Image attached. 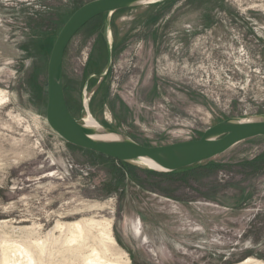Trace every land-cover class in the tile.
<instances>
[{
	"label": "rangeland",
	"instance_id": "rangeland-1",
	"mask_svg": "<svg viewBox=\"0 0 264 264\" xmlns=\"http://www.w3.org/2000/svg\"><path fill=\"white\" fill-rule=\"evenodd\" d=\"M88 1L0 0V264L264 263V137L157 174L52 130L49 57ZM64 82L74 116L88 104L98 122L148 146L264 113V0L103 14L69 44ZM76 222L82 233L66 225Z\"/></svg>",
	"mask_w": 264,
	"mask_h": 264
},
{
	"label": "water",
	"instance_id": "water-1",
	"mask_svg": "<svg viewBox=\"0 0 264 264\" xmlns=\"http://www.w3.org/2000/svg\"><path fill=\"white\" fill-rule=\"evenodd\" d=\"M166 0H91L66 21L53 45L47 72L46 119L66 142L150 172L172 173L210 161L237 144L264 137V113L232 116L206 129L194 140L166 145H144L102 123L91 125L71 112L64 82V58L73 38L92 20L103 15Z\"/></svg>",
	"mask_w": 264,
	"mask_h": 264
},
{
	"label": "bare ground",
	"instance_id": "bare-ground-1",
	"mask_svg": "<svg viewBox=\"0 0 264 264\" xmlns=\"http://www.w3.org/2000/svg\"><path fill=\"white\" fill-rule=\"evenodd\" d=\"M87 105H86V107H87V116L84 117V118L87 120V122L89 124H91V125H97L99 122L90 113V111H89V105L88 106ZM66 225L68 226V228L72 229V231H73L74 228L79 229L80 233H82L83 232V229H84V227H83V225H82L81 222H76V223L66 224ZM106 235H107V239H108L109 243L111 245L115 246L116 245V241H115V238L113 237V233H112L110 227L107 228ZM32 260H33V258H31V261ZM253 262H257V264H264L263 262H259L257 260H252V259H249V258L247 260H245L244 262H242L241 264H251ZM86 264H107V263L101 262L99 260V258H97V259L89 258V260L87 261ZM111 264H116V263H111ZM118 264H120V263H118ZM126 264H130V261L127 262Z\"/></svg>",
	"mask_w": 264,
	"mask_h": 264
},
{
	"label": "trees",
	"instance_id": "trees-1",
	"mask_svg": "<svg viewBox=\"0 0 264 264\" xmlns=\"http://www.w3.org/2000/svg\"><path fill=\"white\" fill-rule=\"evenodd\" d=\"M102 16V15H101ZM100 17V16H99ZM98 18V17H97ZM67 97V96H66ZM67 102H68V98H67ZM68 105H69V108H70V110H71V107H70V104H69V102H68ZM71 112H72V110H71ZM73 113V112H72ZM123 164H126V163H124V162H122ZM126 165H128V166H131V165H129V164H126ZM131 167H134V166H131ZM181 170H183V169H181ZM178 171H180V170H178ZM178 171H175V172H178ZM150 172V171H149ZM175 172H172V173H175ZM152 173H157V172H152ZM157 174H171V173H157Z\"/></svg>",
	"mask_w": 264,
	"mask_h": 264
},
{
	"label": "flooded vegetation",
	"instance_id": "flooded-vegetation-1",
	"mask_svg": "<svg viewBox=\"0 0 264 264\" xmlns=\"http://www.w3.org/2000/svg\"><path fill=\"white\" fill-rule=\"evenodd\" d=\"M108 73V72H107Z\"/></svg>",
	"mask_w": 264,
	"mask_h": 264
}]
</instances>
